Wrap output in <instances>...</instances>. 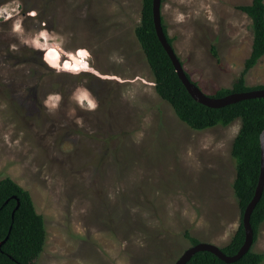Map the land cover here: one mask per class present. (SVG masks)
Instances as JSON below:
<instances>
[{
	"label": "rangeland",
	"instance_id": "rangeland-1",
	"mask_svg": "<svg viewBox=\"0 0 264 264\" xmlns=\"http://www.w3.org/2000/svg\"><path fill=\"white\" fill-rule=\"evenodd\" d=\"M252 2L162 1L208 96L244 70L252 21L237 7ZM141 16L142 0H0V180L44 217L36 264H176L187 234L223 248L241 224V121L195 131L178 118L137 40ZM246 82L264 85V56ZM252 249L264 255V223Z\"/></svg>",
	"mask_w": 264,
	"mask_h": 264
},
{
	"label": "trees",
	"instance_id": "trees-1",
	"mask_svg": "<svg viewBox=\"0 0 264 264\" xmlns=\"http://www.w3.org/2000/svg\"><path fill=\"white\" fill-rule=\"evenodd\" d=\"M153 1L142 0V16L140 25L136 28V37L154 75L159 96L172 106L182 122L195 131L217 126L227 127L237 120L241 121V129L234 141L232 154L237 170L234 191L239 201L242 219L231 242L221 248L227 256L232 257L239 253L246 241L243 216L255 197L261 174L264 98L245 100L221 109H213L197 102L179 78L170 56L159 40L154 21ZM237 9L252 21V52L245 62L241 76L234 82L232 88L219 89L211 97L223 98L234 93L264 90V85L252 87L246 82L248 73L264 56V0H253L251 4L238 6ZM162 21L167 39L174 48V40L169 36L163 18ZM212 54L219 59L215 46L212 47ZM182 65L184 66L183 62ZM185 72L191 80L190 74L186 70ZM193 83L198 86L197 83ZM263 223L264 194L251 217L254 243ZM187 237L193 245L199 243L189 234ZM47 238L44 217L38 213L31 193L10 177L0 180V264H36L45 249ZM263 262L264 255L254 253L252 249L239 261L231 264ZM188 264L228 263L210 252H199Z\"/></svg>",
	"mask_w": 264,
	"mask_h": 264
},
{
	"label": "water",
	"instance_id": "water-1",
	"mask_svg": "<svg viewBox=\"0 0 264 264\" xmlns=\"http://www.w3.org/2000/svg\"><path fill=\"white\" fill-rule=\"evenodd\" d=\"M162 1L163 0L153 1L154 21H155L156 31L159 40L161 41L163 47L170 56L175 66V69L178 73L179 78L187 88L190 95L197 102L213 109H221L245 100L264 98V90H255L246 93H234L223 98H215L208 96L197 85H195L188 78L181 60L176 54V51L173 48V46L169 43L167 36L165 34L163 28V21H162ZM261 147H262L261 174H260L255 197L247 207L243 216V224L246 231V241L243 247L241 248V250L239 251V253L232 257L227 256L220 247L214 244L200 242L197 245H194L190 249H188L176 264H188L191 261V259L199 252H210L216 255L222 261L231 264L239 261L241 258H243L247 253H249L252 250V247L254 245V230L251 226V217L256 206L261 201L262 196L264 194V132L261 135ZM17 208H19V205L17 206Z\"/></svg>",
	"mask_w": 264,
	"mask_h": 264
},
{
	"label": "bare ground",
	"instance_id": "bare-ground-1",
	"mask_svg": "<svg viewBox=\"0 0 264 264\" xmlns=\"http://www.w3.org/2000/svg\"><path fill=\"white\" fill-rule=\"evenodd\" d=\"M86 64L88 65V62H86Z\"/></svg>",
	"mask_w": 264,
	"mask_h": 264
},
{
	"label": "clouds",
	"instance_id": "clouds-1",
	"mask_svg": "<svg viewBox=\"0 0 264 264\" xmlns=\"http://www.w3.org/2000/svg\"><path fill=\"white\" fill-rule=\"evenodd\" d=\"M84 71V70H83Z\"/></svg>",
	"mask_w": 264,
	"mask_h": 264
}]
</instances>
